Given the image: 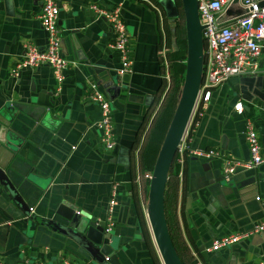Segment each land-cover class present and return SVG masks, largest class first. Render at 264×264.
<instances>
[{"label":"crops","instance_id":"0c3cea01","mask_svg":"<svg viewBox=\"0 0 264 264\" xmlns=\"http://www.w3.org/2000/svg\"><path fill=\"white\" fill-rule=\"evenodd\" d=\"M57 3L61 52L73 62L58 92L48 65L11 74L27 45L45 47L46 33L38 19L40 1L0 0V105L15 106L10 113L13 119L7 111L0 114V166L38 222L41 217H53L52 206L60 199L105 221L115 189L111 235L118 244L120 263L161 264L147 210L151 177L146 175H152L156 160L149 167L144 152L172 87L169 52L178 48L176 20L172 22L154 0ZM91 4L103 9L120 7L132 58L127 82L117 74L120 62L110 48L111 26L89 8ZM231 8L241 12L239 1ZM229 14L224 19L234 17ZM260 63L259 75L232 78L192 115L187 129L189 148L213 150L219 156L206 159L179 152L170 166L164 209L182 264H264V232L216 252L207 250L216 238L264 219V163L238 172L233 179L222 175L227 159L249 157L247 118L253 121L264 151V112L255 97L262 82L258 77L264 76V42ZM91 82L110 102L117 141L111 152L101 147L96 127L100 109L88 97ZM116 85L120 91L112 88ZM237 102L243 105L241 113L233 109ZM22 219L20 208L4 193L0 197L2 264H63L64 260L89 264L60 236L39 223L28 228ZM29 229L33 231L27 239Z\"/></svg>","mask_w":264,"mask_h":264},{"label":"built area","instance_id":"2783aa9c","mask_svg":"<svg viewBox=\"0 0 264 264\" xmlns=\"http://www.w3.org/2000/svg\"><path fill=\"white\" fill-rule=\"evenodd\" d=\"M41 7L38 19L46 33L44 48L27 45L23 58L11 70L13 76H18L23 69L36 68L48 65L52 69L56 81L57 92L65 78V72L70 64L61 52V37L58 28L59 6L57 0H39ZM264 0H239L241 14L226 20L224 16L233 3V0H196L199 23L202 27L203 39V72L197 92L195 104L188 124L176 153L210 159L218 157L213 150L201 151L190 149L187 140V129L192 115L199 106L210 102L213 92L229 82L234 77H254L261 72L260 57L264 42V7L260 2ZM99 17H105L109 22L113 40L110 48L119 56V77L128 75L132 71L130 37L127 26L121 16L120 7L111 9L99 8L95 4L89 6ZM89 99L96 103L100 109V118L96 123L100 131L101 147L106 152L115 149L117 141L115 128L112 122L109 99L94 82L89 84ZM233 109L241 113L243 105L237 102ZM245 141L248 150V159L231 158L224 162L222 175L229 180L240 171L254 169L264 163V151L261 138L253 121L245 120ZM146 177H151L146 175ZM259 200V197H256ZM117 205L115 189L108 200L107 217L104 230L111 233L114 226V207ZM32 211V208H30ZM264 232V219L256 221L247 229L228 233L216 238L208 247V251L216 252L219 249L238 243L255 234ZM158 251V250H157ZM159 254V252H158ZM160 257V255H159ZM161 264H164L160 257ZM0 264L2 262L0 261ZM21 264H47L44 261H25ZM63 264H74L64 260Z\"/></svg>","mask_w":264,"mask_h":264},{"label":"water","instance_id":"95a60500","mask_svg":"<svg viewBox=\"0 0 264 264\" xmlns=\"http://www.w3.org/2000/svg\"><path fill=\"white\" fill-rule=\"evenodd\" d=\"M238 1L233 0V3ZM157 2L165 10L172 22L178 18L179 11L174 0H157ZM181 4L185 18L187 44L185 78L175 111L153 168L147 206L151 230L157 250L164 264H182L167 226L164 209V192L170 166L195 104L202 79L204 58L202 27L199 23L197 2L196 0H181ZM260 6L264 7V1L260 2ZM173 28H175V25ZM172 35L175 36L174 29ZM173 43L175 44V39ZM258 79H261L262 82L258 85L255 97L259 102V110L264 112V76L258 77ZM121 81L127 82L128 75L123 76ZM112 88L116 89L117 92L120 91L121 86L116 85ZM14 107L10 104L5 105L4 102V104L0 105V114L5 111L10 114ZM9 116L10 119H13L11 114ZM250 180V183L254 182V178ZM235 185L239 188L243 184ZM4 193L8 194L12 201L20 208L23 214L22 221L27 223L28 228H35L39 224L46 227L53 234L60 236L65 243L70 244L74 250L80 252L84 260L88 261L89 264H121L117 255L118 244L111 233L105 232V222L98 221L91 215L84 213L74 202L60 199L58 205L52 206L53 217L50 219L41 217V220L38 222L37 215H33L34 213H32L30 207L23 202L18 190L0 166V197ZM32 231L29 229L27 233L25 232L27 239L31 238Z\"/></svg>","mask_w":264,"mask_h":264},{"label":"trees","instance_id":"16d2710c","mask_svg":"<svg viewBox=\"0 0 264 264\" xmlns=\"http://www.w3.org/2000/svg\"><path fill=\"white\" fill-rule=\"evenodd\" d=\"M155 1L157 2V0ZM174 1L178 8L177 0ZM180 5L182 6L181 3ZM176 40L178 48L169 52V71L172 82L170 95L167 100V105H165L164 109L155 120V124L150 135L148 146L144 152L145 160H150L149 167H151L156 160L158 151L161 147L167 128L173 116L175 106L177 104L178 97L184 82L187 44L186 41L182 42L180 40L179 35L177 33V29Z\"/></svg>","mask_w":264,"mask_h":264},{"label":"rangeland","instance_id":"374dc122","mask_svg":"<svg viewBox=\"0 0 264 264\" xmlns=\"http://www.w3.org/2000/svg\"><path fill=\"white\" fill-rule=\"evenodd\" d=\"M177 3H178L179 17L176 19V29H177V33L179 35L180 40L182 42H184V41H186L185 18H184L182 6L180 5L181 0H177ZM229 12H232L233 16H237V15L241 14L240 11L237 13V12H234L231 8L230 10H228L226 12V14H225L226 17L231 16V14H229Z\"/></svg>","mask_w":264,"mask_h":264}]
</instances>
